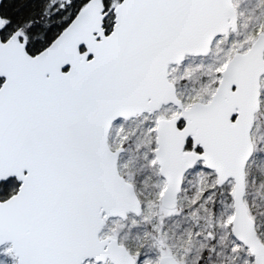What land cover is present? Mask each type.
I'll return each instance as SVG.
<instances>
[{
    "label": "snow or ice",
    "instance_id": "obj_1",
    "mask_svg": "<svg viewBox=\"0 0 264 264\" xmlns=\"http://www.w3.org/2000/svg\"><path fill=\"white\" fill-rule=\"evenodd\" d=\"M0 264H264V0H0Z\"/></svg>",
    "mask_w": 264,
    "mask_h": 264
}]
</instances>
